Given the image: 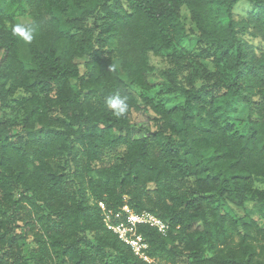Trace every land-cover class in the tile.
I'll return each mask as SVG.
<instances>
[{
	"label": "trees",
	"instance_id": "16d2710c",
	"mask_svg": "<svg viewBox=\"0 0 264 264\" xmlns=\"http://www.w3.org/2000/svg\"><path fill=\"white\" fill-rule=\"evenodd\" d=\"M240 1L0 0V113L21 117L0 116V264H264V0L237 22ZM183 11L215 70L172 52L193 35ZM157 87L182 104L155 102ZM98 202L169 224L137 229L153 262L106 229Z\"/></svg>",
	"mask_w": 264,
	"mask_h": 264
},
{
	"label": "rangeland",
	"instance_id": "374dc122",
	"mask_svg": "<svg viewBox=\"0 0 264 264\" xmlns=\"http://www.w3.org/2000/svg\"><path fill=\"white\" fill-rule=\"evenodd\" d=\"M252 8V4H250L249 2L242 0L240 2L237 3V5L234 7L233 9V17L234 19L239 22L241 21L243 18H245L247 16V14L249 13V11ZM15 23L16 24H25L29 22V17L28 15H19L17 13L16 17H15ZM182 21L186 27L187 30H189L190 32L193 33V35L188 39V40H184L182 42L179 43L178 46H176L174 48L175 53H182L184 54L186 57L188 56L189 58H191V60L194 62H205V64L207 65V67L211 70H213V65L210 63V60L205 59L204 55L201 54V50H202V45L198 42V38L196 37L197 33V29H195L194 24L190 21V19L188 18V14L183 11L182 12ZM88 23L91 25L94 23V19H90L88 21ZM248 43H250V45L254 48V50H256L261 44L260 42L256 41V40H252V39H246ZM171 51L168 52V54L172 53ZM166 53H164V56L160 57V58H151V62L152 65L155 67V72L153 73L152 77V81L154 82L155 85H160L162 82V78L159 75V71L162 72L163 70H165L166 67L169 66L167 59L165 58ZM205 59V60H204ZM112 66L116 69H119V64L117 62L116 59H114L112 61ZM220 68V72L222 73L223 76H226L228 79L233 77L232 72L229 71H225L222 69V67H218ZM215 70V68H214ZM82 72V69H81ZM225 72V74L223 73ZM150 98H152L155 102H161L167 109H172L175 107H178L182 104L183 99L182 97H180L177 94L174 93H170L169 91H167L164 88H160L157 87V89L150 91L147 94ZM24 97V94L22 92H19L15 95V99L16 98H21ZM9 107H6L4 110H2V112L0 113V116L2 117H6V118H10L12 121H15L16 123L20 122V113L17 112L16 110L12 109V104L9 103L8 104ZM247 114H248V110H247V106L245 105V103L243 101H240L237 103L236 105V110L233 113V122H234V132L236 134H245L247 132L248 126H247ZM146 116L142 115V114H132L131 120L134 124L136 125H146ZM147 126V125H146ZM153 129V123L151 121V125H150ZM114 161L113 158L111 157H104L103 158V165H109ZM185 186L188 187L190 186V183L186 182ZM255 187L258 188L259 190H264V183L262 181L257 180L255 182ZM149 188L151 189L152 186L149 185ZM253 207H256V205H253L252 203H247L246 204V208L248 209H252ZM257 218V220L259 221L261 226H264V218L263 217H258L255 216ZM27 236V240L24 241L23 243V255L27 256L29 254V252L31 250L34 249L35 247V243L32 241L31 236L30 235H26ZM88 247L86 248H92V244H88ZM157 263V262H156ZM177 264H184L183 260H178Z\"/></svg>",
	"mask_w": 264,
	"mask_h": 264
},
{
	"label": "built area",
	"instance_id": "2783aa9c",
	"mask_svg": "<svg viewBox=\"0 0 264 264\" xmlns=\"http://www.w3.org/2000/svg\"><path fill=\"white\" fill-rule=\"evenodd\" d=\"M98 206L106 229L128 246L135 257L147 263L153 262L147 255L148 244L137 229L141 225L148 226L161 236H166L170 230L169 224L147 211L135 213L127 205H123L117 212L107 209L102 202H98Z\"/></svg>",
	"mask_w": 264,
	"mask_h": 264
}]
</instances>
